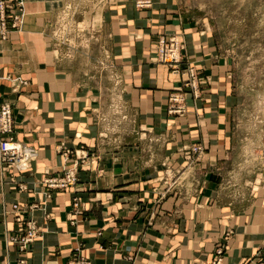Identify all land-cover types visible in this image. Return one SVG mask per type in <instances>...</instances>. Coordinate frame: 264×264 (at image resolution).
<instances>
[{
	"label": "crops",
	"instance_id": "1",
	"mask_svg": "<svg viewBox=\"0 0 264 264\" xmlns=\"http://www.w3.org/2000/svg\"><path fill=\"white\" fill-rule=\"evenodd\" d=\"M10 1L22 2L24 14L0 39V103L12 105L13 136L36 147L38 158L23 173L0 159V264H67L76 253L91 264H209L221 245L222 264H254L264 247V167L242 206L224 201L207 172L233 148L236 104L214 43L171 12V0H152L145 11L123 1L129 25L120 26L116 43L122 118L111 136L99 119L103 95L80 80L49 32L64 0ZM163 34L185 43L178 71L153 60ZM189 66L202 92L187 90L186 111L170 113ZM197 144L205 150L194 163L201 183L193 190L178 173L190 163L185 150ZM68 169L77 170L76 185L44 184ZM29 221L39 233L24 245Z\"/></svg>",
	"mask_w": 264,
	"mask_h": 264
},
{
	"label": "rangeland",
	"instance_id": "2",
	"mask_svg": "<svg viewBox=\"0 0 264 264\" xmlns=\"http://www.w3.org/2000/svg\"><path fill=\"white\" fill-rule=\"evenodd\" d=\"M123 1L127 0H64L48 26L57 48L78 71L80 80L90 83L103 95V116L99 119L103 120L105 116L107 125H110V130L105 133L111 136L118 135L117 125L122 118L116 43L120 39V26L129 25V20L120 15ZM140 1L143 0H129V5H136L139 11L153 5L152 0L149 6H141ZM21 8L19 26L24 14V6ZM127 12L130 16L129 9ZM171 12L210 39L227 65L236 101L233 148L222 163L210 166L207 172L217 179L224 201L242 206L256 188L253 178L262 173L264 167V0H171ZM115 22L118 28H115ZM9 26L13 27V23L10 22ZM183 46L182 53L184 41ZM156 47L153 60L158 62ZM201 85L202 82L199 84L200 93ZM187 90L192 91L185 87L184 95ZM3 103L6 102L0 104ZM6 136L16 139L13 132ZM192 148L185 150L190 163L178 173V177L184 175L183 179L191 180L194 190L201 183L199 167L194 165L200 154Z\"/></svg>",
	"mask_w": 264,
	"mask_h": 264
},
{
	"label": "built area",
	"instance_id": "3",
	"mask_svg": "<svg viewBox=\"0 0 264 264\" xmlns=\"http://www.w3.org/2000/svg\"><path fill=\"white\" fill-rule=\"evenodd\" d=\"M141 6H149L151 0L140 1ZM22 2L15 1L14 3L10 0H0V39L7 40L12 29L19 26L21 14L23 11ZM10 22L13 23V27H10ZM183 41L176 35L160 36L156 54H158V62L169 65L174 71L180 69L181 63H183ZM183 87H180L174 91L170 96V113L183 114L186 111L185 95L183 93L185 87L192 89L195 97L199 96V84L201 79L197 70L193 67L188 68V78L185 80ZM14 121L12 105L8 102L0 104V159L2 163L9 169L23 173L28 171L33 162L38 157V150L36 147L23 143L19 140L14 139L12 136H6L13 132ZM192 150L196 153L201 154L204 151L202 145L193 146ZM77 170L68 169L61 175L48 176L44 179V184L52 189H67L76 185L77 183ZM15 181V179H13ZM21 189H26L24 184L21 185ZM80 205V199L74 198V207L78 209ZM14 211H19L20 207L18 204L14 205ZM18 221H23L22 216L16 215ZM28 231L20 241L25 245L33 242L39 233V229L36 227L33 221H29L27 224ZM13 241H18L17 238H13ZM224 253V246L221 245L217 249L218 257L211 261L209 264H222V255ZM67 264H91L90 261L86 260L79 253H76L75 258L70 260ZM254 264H264V247L259 250L258 259Z\"/></svg>",
	"mask_w": 264,
	"mask_h": 264
}]
</instances>
